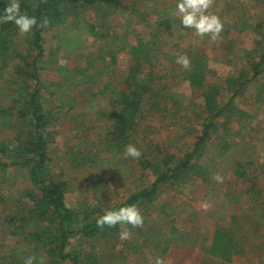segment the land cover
I'll use <instances>...</instances> for the list:
<instances>
[{
  "label": "rangeland",
  "instance_id": "1",
  "mask_svg": "<svg viewBox=\"0 0 264 264\" xmlns=\"http://www.w3.org/2000/svg\"><path fill=\"white\" fill-rule=\"evenodd\" d=\"M22 1L26 7L22 12L34 16L37 0ZM121 1L124 8L104 20L103 8H81L64 0L58 20L42 33L39 98L48 123V159L42 174L46 180L64 182L65 205L77 216L76 224H83L85 213L94 216L118 207L142 182L151 183L150 170H143L140 162L161 165L170 157L174 164L191 152L206 117L203 94H216L222 112L214 120L216 131L192 160L207 171L205 177L192 175L183 186H161L151 204L138 207L144 223L139 228L127 226L128 240L119 239L121 227L112 236L77 234L66 249L78 250L86 264H153L156 256L164 264H223L206 254L212 232L236 226L232 218L237 217L243 231L235 227V240L245 239L243 233L252 237L261 219L259 210H264V59L257 77L251 76L252 66L264 53V41L262 49L257 45L264 40V0H213L210 11L224 23L219 41L181 29L173 11L175 0ZM12 47L15 57L32 52L31 33L21 35L17 30ZM133 48L142 52L139 59ZM184 53L205 57L202 88L188 87L187 69L175 63ZM113 56L116 61L111 63ZM12 58L0 60V143L15 151L8 166L0 169V264H23L32 251L22 235L12 233L15 225L9 223L11 217H25L27 210L29 168L20 164L25 158L17 148L25 149L30 133L27 120L6 118L2 110L20 93L25 97L32 85L16 75L20 67ZM190 62L198 65L196 59ZM143 63L164 71L143 95L139 124L128 133L127 144H135L142 153L132 159L124 156V148L117 152L109 145L106 134L120 109L114 100L117 92L133 82L131 68ZM224 141L231 148L220 154ZM236 171L257 186V195ZM216 173L222 182L214 179ZM251 240L262 242L264 252V229L259 241L256 235ZM42 247L34 256H42L45 264L51 245Z\"/></svg>",
  "mask_w": 264,
  "mask_h": 264
},
{
  "label": "trees",
  "instance_id": "2",
  "mask_svg": "<svg viewBox=\"0 0 264 264\" xmlns=\"http://www.w3.org/2000/svg\"><path fill=\"white\" fill-rule=\"evenodd\" d=\"M64 0H37V6L34 10V16L37 18V26H34L31 31V44L33 51L30 53L22 52L16 57L15 52L12 50V42L14 33L17 31L14 24L11 22L0 23V60L8 57H13L14 64L18 70L16 75L27 78L32 81V85L27 88V94L20 93V98L13 100L9 108L2 110L6 118H20L19 120H27L29 122V137L30 140L25 145V149H19L24 156V160L20 164L29 168V182L28 190H26V204L27 210L25 217L16 220L14 217L10 218L11 224L15 225L12 233L22 235L26 240L28 247L31 248V255L39 254L42 251V245H51L48 251L45 252L47 261L45 264H54V262L64 264H86L80 260L78 250H67L73 238L79 234L84 238L93 236H108L109 234L116 235L121 226L116 225L114 228L105 226L103 229L96 226V218L101 215L95 214L92 216L89 212L85 213V220L79 227L76 224L77 216L72 213L65 205V184L59 180H46L43 177L42 171L47 163V141L46 130L48 127L47 116L43 112V104L39 98L41 86L39 85V70L38 66L44 56L42 47V33L46 26L51 25L54 21L58 20L60 14L61 3ZM72 5H80L79 7H95L102 10V19H107V14L116 12L124 5L121 0H65ZM9 0H0V11ZM21 11L26 9L25 4L21 0ZM79 10V9H78ZM52 18V19H51ZM44 19L48 20L46 26H40ZM52 21V22H49ZM105 21H102L104 23ZM260 26V24L256 25ZM91 31L94 30L90 26ZM241 31V29H240ZM103 37H108L107 34ZM264 40H259L257 45L261 47L260 43ZM132 53L136 59L141 57L142 52L137 51L136 48L132 49ZM188 57L192 63L195 59L198 65H190L187 69L186 81L188 87L202 88L206 78V70L202 65L205 58L199 54H189ZM112 62L116 60L112 57ZM264 59V53L260 54L259 62L252 66V78L257 77L259 74V67ZM146 64V65H145ZM164 69H159V66L149 65L143 63L138 65L137 68H131L130 72L133 76V82L121 87V91L117 92L114 100L118 107L119 112L114 116V123L107 131L106 142L109 143L117 152L125 147L127 144L128 133L139 124V110L143 95L147 93L157 76L161 75ZM230 82V80L228 81ZM31 84V83H30ZM243 84H237L238 88ZM264 90V89H263ZM216 94L207 92L202 95L203 99V113L205 120L200 124L201 132L200 137L194 142L190 153L185 154L182 158L178 159L176 163L172 164L171 158H165L162 164H150L147 161L140 162L143 170H150L152 182L147 184L142 182L140 189L136 192H131L129 197L121 205L135 204L137 207L142 208L151 204L153 199L158 194L159 188L165 184L183 186L189 181L193 175L196 178L202 179L207 175V171L199 165L192 164V160L199 155L203 145L216 131L214 120L218 114L222 112V108L218 107L215 102ZM245 116L244 114H241ZM231 118V117H228ZM228 123V122H226ZM222 137L226 138L227 130L223 129ZM220 154L226 153L231 145L223 142L220 146ZM15 153L14 148L4 143H0V169L8 166L7 162L12 159L11 155ZM10 165V164H9ZM240 166V164H237ZM237 174V175H236ZM237 178L248 181V188L253 189L254 184L242 172H235ZM118 206V207H119ZM91 215V216H90ZM90 217H95L91 219ZM16 220V221H15ZM11 233V234H12ZM172 234L177 236L178 232L172 229ZM182 238V237H180ZM177 240V239H176ZM169 243V241H167ZM137 246H135L136 249ZM166 248L163 249V253ZM236 252L235 244L232 236L221 228L215 229L212 240L206 251L210 259L217 260L224 264H230L231 258ZM52 262H49L48 260Z\"/></svg>",
  "mask_w": 264,
  "mask_h": 264
},
{
  "label": "clouds",
  "instance_id": "3",
  "mask_svg": "<svg viewBox=\"0 0 264 264\" xmlns=\"http://www.w3.org/2000/svg\"><path fill=\"white\" fill-rule=\"evenodd\" d=\"M21 0H9L0 11V23L11 22L21 35L30 34L33 27L37 26V18L21 11ZM213 0H175L174 14L179 18L181 29H189L195 36L203 38L207 36L209 40L219 41L224 29L222 19L211 12ZM48 20L44 19L40 26H46ZM175 63L184 69L190 68V59L186 53L177 55ZM124 156L132 159L141 157V150L132 143L125 145ZM214 179L218 182L223 181V177L216 173ZM208 204H202L207 209ZM96 226L103 229L105 226L114 228L120 225L124 230L119 232V239L124 241L130 238L127 226L139 228L143 226L144 217L140 209L135 204H125L119 207L108 208L96 218ZM44 258L28 255L24 258L23 264H43ZM153 264H164L160 256L153 259Z\"/></svg>",
  "mask_w": 264,
  "mask_h": 264
},
{
  "label": "crops",
  "instance_id": "4",
  "mask_svg": "<svg viewBox=\"0 0 264 264\" xmlns=\"http://www.w3.org/2000/svg\"><path fill=\"white\" fill-rule=\"evenodd\" d=\"M258 25V24H257ZM257 187L255 184L253 186L252 189V193L257 195ZM259 215L262 219L258 220L255 225H254V229L253 232V236L256 235L258 238V241L260 240V238H262V233H263V229H264V210H259ZM234 220V224L236 223V226H226V227H222L221 229L225 230V232L229 233L230 236H232L234 244H235V250L236 252L234 253V255L231 258V263L230 264H239L238 262H240V264H264V252L261 251V243L262 242H258L256 244V242H253L251 240L250 234H248V236H246L244 233L243 235L245 236V239L242 237V239L238 242L235 240L234 237V231L236 230L235 227H238L239 231H243V227L241 225V223H238V218H232V221ZM260 221V222H259ZM217 229V228H216ZM215 231V230H214ZM212 235L209 237V244L206 248V250L208 249L210 242L212 240L213 237V233ZM237 239V238H236ZM254 251V252H253ZM242 258V259H241ZM214 260V259H212ZM217 261V260H216ZM224 264V263H223Z\"/></svg>",
  "mask_w": 264,
  "mask_h": 264
}]
</instances>
